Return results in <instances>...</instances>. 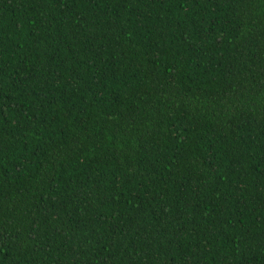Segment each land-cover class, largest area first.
<instances>
[{
  "label": "trees",
  "instance_id": "1",
  "mask_svg": "<svg viewBox=\"0 0 264 264\" xmlns=\"http://www.w3.org/2000/svg\"><path fill=\"white\" fill-rule=\"evenodd\" d=\"M0 264H264V0H0Z\"/></svg>",
  "mask_w": 264,
  "mask_h": 264
}]
</instances>
